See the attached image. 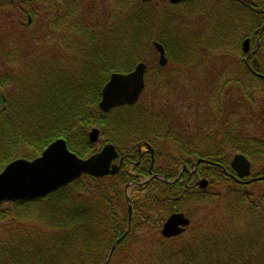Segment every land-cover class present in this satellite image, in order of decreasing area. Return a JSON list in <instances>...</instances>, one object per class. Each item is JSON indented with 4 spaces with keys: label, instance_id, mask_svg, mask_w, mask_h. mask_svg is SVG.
Segmentation results:
<instances>
[{
    "label": "trees",
    "instance_id": "1",
    "mask_svg": "<svg viewBox=\"0 0 264 264\" xmlns=\"http://www.w3.org/2000/svg\"><path fill=\"white\" fill-rule=\"evenodd\" d=\"M94 1L61 0L59 12L51 13L45 26V49L41 45L32 52L6 53L14 65L0 76V171L14 159L38 157L63 138L82 158L112 143L134 163L139 145L149 144L155 159L152 173L149 159L142 156L114 175H83L43 197L1 204L0 264H105L119 238L107 264H264V190L256 198L248 188L264 183L257 179L264 176V135L245 134L238 121L219 116L218 106L194 135L181 117L155 113L145 104L117 106L107 113L98 107L112 72H128L145 61L142 51L152 46L155 16L159 29L166 31L156 39L166 48L184 47L186 37L191 47L208 48V37L199 44L198 34L179 26L167 39L171 31L166 19L181 17L184 4L156 15L140 0H113L115 11L103 19ZM202 1H191L190 16L201 15L204 7L215 10L222 22L232 14L229 3L209 6ZM224 27L217 31L221 40L236 35L232 26ZM182 56L174 57L182 63ZM258 58L264 63V55ZM148 62L155 78L160 76L163 70ZM262 63L254 70L262 76L241 66L238 77L228 79L243 88L239 79L247 74L251 87L264 96ZM213 90L207 98H219ZM94 127L100 131L97 143L88 137ZM227 150L259 165L251 183L225 177L220 167L231 171ZM201 178L208 181L205 189L198 186ZM128 183L133 186L127 193ZM191 205L206 209L201 219L191 221L181 235L164 238L160 229L165 219L174 212L189 215Z\"/></svg>",
    "mask_w": 264,
    "mask_h": 264
},
{
    "label": "flooded vegetation",
    "instance_id": "2",
    "mask_svg": "<svg viewBox=\"0 0 264 264\" xmlns=\"http://www.w3.org/2000/svg\"><path fill=\"white\" fill-rule=\"evenodd\" d=\"M192 0H180L177 3H172L170 0H146L142 1L143 4H149L152 5V9L156 15H160L159 12H162L164 8L167 9V7H170L171 9L173 7H179L180 4L182 5V9H180L182 12L181 17L178 16H169L166 20L168 21V26L170 27L171 35L166 37H174V31H177V28L179 26H182L183 31L187 30L188 34L192 30V26H196L198 23H201L202 20L205 23L209 24V29L207 27L205 29H200V32L197 35L200 39H197V43L201 44L204 42V39L208 37V43L210 46L207 47H191L190 44V38L186 37L185 40V46L184 47H168L166 48L164 44L156 39L157 36L164 37L166 35L163 31L159 29L158 20L159 17L155 16V19L153 21L152 31L149 35L151 37L152 35L154 38L151 39V47H144L145 49L142 51L144 54H147V57L145 59L149 60L153 58V54H157V65L163 70L162 74L159 78H150L155 77V74L150 73V65L149 62L144 61L146 65V70L144 73V82L145 87H147L149 84L157 85L159 83H165L168 80H158L160 79L166 70V67L169 63V55L171 57V60H173L176 64V67L174 70H179V67H182L185 69L186 67H191L192 69L196 70L199 74L205 69H210L213 71H216L217 64L213 63H205L201 62L200 57H210L212 54H216V57L221 60L223 57V54H233L234 57L226 58L230 62L224 63L225 70H228L229 68H234L233 71H239L240 67L246 68L248 71L254 72L251 73L252 75H260L254 71L256 69L257 65H260L262 62L259 61L258 56L264 55V0H222L223 3H229L232 6V14L227 15L224 22L221 21V17H219L218 13H215V10H207L204 7L203 13L201 15H191L190 12H194V7L191 5ZM205 4H209V6H215L217 3L220 2V0H203L202 1ZM10 6L15 7V12L17 13L15 15V20L13 23H11L12 27L15 29L9 30L7 33H9L10 40L8 42L7 51H5L7 54L14 55L17 51H20L18 48L23 47L24 51L22 52H32V49H35L36 46L43 45V49L45 47V39H46V31L45 26L47 24V21L50 19L51 13L54 11L59 12L60 6H61V0H0V10L4 7L8 9V12L11 11ZM179 10V9H178ZM215 13V14H214ZM200 14V13H197ZM217 15V18H216ZM192 19V21H191ZM197 22V23H196ZM196 23V24H195ZM203 24V23H202ZM225 25V29H228L229 27H233L234 32L236 34L240 33V37L237 38L236 41H233V37L226 38L225 40H221L220 34L217 33L223 26ZM203 26V25H202ZM201 26V27H202ZM168 27V28H169ZM233 30L232 28H230ZM167 30V29H165ZM218 34V39H214L213 35ZM8 35V34H7ZM8 36V37H9ZM152 36V37H153ZM247 40V46L248 49L244 50V42ZM159 42L162 44L164 49V55L167 58V63L164 66H160L158 63L159 59V52L154 47L153 42ZM40 48V47H39ZM41 49V48H40ZM41 49V50H43ZM214 52V53H212ZM177 53H182V63H179L176 61V59H179L178 57H174ZM211 53V54H210ZM237 54H240V59H237ZM173 55V59H172ZM11 58V57H10ZM217 63V62H216ZM221 63V62H218ZM264 65V63H262ZM10 65H14L13 62L10 63ZM137 65V64H136ZM201 70V71H200ZM200 71V72H199ZM224 72V71H222ZM204 73V72H203ZM201 74V73H200ZM222 74V73H221ZM234 76H237L234 74ZM238 77V76H237ZM241 85H250L252 84L253 80L246 74L243 75L242 78L239 79ZM219 81L218 79L215 80ZM225 81V82H224ZM246 81V83H245ZM150 82V83H149ZM209 82V81H208ZM227 83H236L238 84V81L236 80H229L228 78L221 80L220 84H213L215 85L216 92L220 98V94L223 92V87ZM145 90V89H144ZM144 92V91H143ZM142 92V93H143ZM141 93V94H142ZM141 96V95H140ZM138 156H137V162L139 161V158L142 156L146 159H149L150 161V169L149 172L152 173V166L154 165L155 159H154V150L149 144H145V148L142 147V145H139L138 148ZM120 160H121V166L120 168H124V164L126 162L130 164L136 165L134 163L135 161L128 157L125 153L121 152ZM211 164V163H210ZM213 164H218L217 162L213 161ZM129 164L127 165L128 168ZM126 168V167H125ZM221 169L222 166L220 167ZM225 177L230 178L238 183L245 184V180H248L253 177L245 178L243 181H238L235 178V173L231 171L222 170ZM150 176H153L151 174ZM148 176V178L150 177ZM255 179V178H254ZM128 188L130 189L131 186H133V183H128ZM190 218V214L188 215Z\"/></svg>",
    "mask_w": 264,
    "mask_h": 264
},
{
    "label": "rangeland",
    "instance_id": "3",
    "mask_svg": "<svg viewBox=\"0 0 264 264\" xmlns=\"http://www.w3.org/2000/svg\"><path fill=\"white\" fill-rule=\"evenodd\" d=\"M121 1L123 2L124 0ZM94 3L96 4L95 7L99 12L97 15L99 16L101 14V16L104 17L103 19H105L107 15L115 11L113 0H96V2L94 1ZM150 7L152 8L151 3ZM10 9V12H8V9L6 7L0 10V76L7 75V73H9L12 69L5 56V51H7L8 42L10 40L9 33L7 32L9 30L15 31L11 23H13V21L15 20V15L17 13L15 12L14 6H10ZM191 26L195 34H198L200 32V29H205L206 27L207 29H209V24L205 23V19L204 21L202 20L201 23H198L197 27L193 25ZM233 32L232 35L234 34ZM229 37H231L230 34ZM239 37L240 33L236 34L235 36H233V41H236ZM168 38L169 37H167V39ZM46 43L47 41H45V45ZM18 49L24 51L22 50L24 49L23 47ZM39 51L37 52L38 54ZM216 54L217 53L212 54L211 59L207 56L200 57L201 62L210 64L212 63V67L214 66L213 63L218 65L216 67V71L205 69L200 72V70L199 72L201 74H198L197 71L192 69L191 67H186L185 69L179 67L178 71L174 70L178 67H176L175 62L171 60V57L169 55L170 60L166 67L165 73L160 79H158L168 81L152 86L149 84L136 103H138V105H147L155 113L162 114L166 112L173 114L175 117H181L184 123L188 126L189 135H194L195 133L199 132L201 126L200 123L204 122L207 117H211V114L217 108L216 106H218L219 116L223 117L224 120L229 118L232 121H238L239 124L237 125V128L242 126V128L245 129L242 132H245V134L256 133L257 135H261L262 138L264 135V96L260 95L259 92L254 90L257 88L251 87L253 83L249 86L244 85L243 88L242 86L238 87L236 83H227L223 87V92L220 94V98H213L212 96V98L209 99L206 97L207 92H209V90L211 91L213 87V92L216 90L217 87L213 84H220L221 80L223 81L229 76H234V74L238 76V74L240 73L239 71H233V67L229 68L228 70L224 69L226 65L223 64L230 62L226 58L234 57L233 54L225 53L223 54L221 60L216 57ZM236 57L237 59H240V54H237ZM145 61L148 62L147 59H145ZM150 61L152 65H157L156 53L153 54V58H151ZM150 73L153 74V71H150ZM159 77L160 76L156 78H150L157 79ZM217 79L219 81L215 82V80ZM254 83L257 82L255 81ZM213 95H216V93H213ZM249 96H253L251 98L252 100L249 99ZM228 151L230 150H227V152L225 153V160L232 159L233 154ZM253 163L254 162H252L251 160L252 173H257L259 171V165L257 166ZM250 177L254 176L250 175ZM225 187L226 186L220 188L223 191ZM248 188H251L252 193H254L255 197L257 198V194L264 190V183H252V185H250ZM204 211L206 212V209H204L201 205H191L188 213H190L192 221H196L201 219Z\"/></svg>",
    "mask_w": 264,
    "mask_h": 264
},
{
    "label": "water",
    "instance_id": "4",
    "mask_svg": "<svg viewBox=\"0 0 264 264\" xmlns=\"http://www.w3.org/2000/svg\"><path fill=\"white\" fill-rule=\"evenodd\" d=\"M170 1L177 3L180 0ZM153 45L159 52V65L164 66L167 63V58L164 55L162 44L155 41ZM246 49H248L247 40L244 42V50ZM145 70V63L140 62L129 72L111 73L102 88L101 98L98 102L100 110L106 113L116 106L134 104L145 86ZM88 137L91 142H97L99 130L93 128ZM118 156L116 147L111 143H106L98 152L87 158H81L68 149L64 139H56L43 150L40 156L34 159H15L0 171V204L45 196L85 174L94 177L116 174L121 165V160L119 163L114 162ZM201 161L202 159L199 158L193 163L192 171ZM230 166L236 174V179L242 180L251 173V162L243 154H234ZM261 178L264 177L259 179ZM251 181L252 179L247 180L246 183ZM207 184L208 181L205 178L199 181L201 188H205ZM127 200L130 218L131 206L128 196ZM189 224L188 216L182 212H174L164 221L160 232L165 238L174 237L183 233ZM120 239L113 244L105 264L108 263L112 251Z\"/></svg>",
    "mask_w": 264,
    "mask_h": 264
},
{
    "label": "bare ground",
    "instance_id": "5",
    "mask_svg": "<svg viewBox=\"0 0 264 264\" xmlns=\"http://www.w3.org/2000/svg\"><path fill=\"white\" fill-rule=\"evenodd\" d=\"M108 259V258H107Z\"/></svg>",
    "mask_w": 264,
    "mask_h": 264
}]
</instances>
